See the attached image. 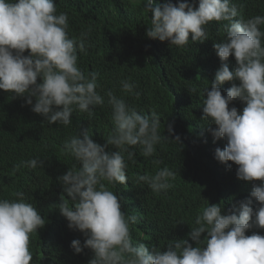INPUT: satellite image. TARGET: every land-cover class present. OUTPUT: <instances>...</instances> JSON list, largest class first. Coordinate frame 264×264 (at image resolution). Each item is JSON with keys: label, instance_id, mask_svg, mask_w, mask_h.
Segmentation results:
<instances>
[{"label": "clouds", "instance_id": "obj_1", "mask_svg": "<svg viewBox=\"0 0 264 264\" xmlns=\"http://www.w3.org/2000/svg\"><path fill=\"white\" fill-rule=\"evenodd\" d=\"M142 3L150 14L146 36L168 41L177 49L188 46L189 37L193 43L208 40L206 26L211 22H227L225 39L213 43L221 64L203 99L201 120L216 125L206 129L213 142L226 140L223 150L215 149L214 158L237 165V179L260 184L253 183L249 198L238 202V215L236 205L222 214L220 205L207 204L188 234L195 247L187 239L169 240L165 251L133 244L130 227L138 223V216L122 212L118 195L111 189L129 179L127 161L133 160L132 149L139 147L143 156L152 157L162 140L178 143L180 137H173L172 125H168V137L161 135L154 109L150 115L142 114L112 90L104 96L97 91L99 73L85 75L78 66L77 53H86L88 33L69 38L67 13H57L53 0H0V90L13 98L24 97L31 111L48 124L65 127L72 124L74 111L91 117L97 106L104 105L105 96L111 106L113 128L103 145L94 142L88 129L70 136L61 148L79 167L74 164L57 178L70 198L62 196L58 210L69 229L86 237L83 245L74 239L70 247L77 254L90 249L93 257L88 264H264V236L245 235L252 228L264 229V31L260 27L264 16L244 19L232 0H199L196 7L188 0ZM26 50L28 55H24ZM230 56L235 60L232 71L227 62ZM234 79L239 86L233 84L222 95L220 85ZM136 87L129 80L120 81L122 93L139 99ZM234 100L245 104L242 111L229 108ZM109 146L115 150L107 151ZM42 164L43 160L32 158L14 165L13 172ZM175 178L176 173L164 167L135 179L159 194L170 189ZM12 195L16 199L0 198V264H30V236L46 220L26 201L24 192ZM252 198L258 207L252 206ZM202 233H207L204 239Z\"/></svg>", "mask_w": 264, "mask_h": 264}, {"label": "trees", "instance_id": "obj_2", "mask_svg": "<svg viewBox=\"0 0 264 264\" xmlns=\"http://www.w3.org/2000/svg\"><path fill=\"white\" fill-rule=\"evenodd\" d=\"M57 13L68 16L69 38H80L88 33L86 53L78 52V66L87 75L90 71L99 73L97 91L104 96L112 90L118 97L150 115L155 110L160 118V132L168 137V125H172L173 137L178 143L163 141L156 146V154L145 157L139 147L132 149L134 157L127 161L125 185L117 184L111 190L118 195L121 211L126 215H137L138 223L131 225L133 244L145 243L165 251L169 240L187 239L193 247L189 233L194 227L195 217L207 204L222 207V214L238 202L249 198L252 184L237 179V165L228 161L220 163L214 158L216 148H223L226 140L213 142L207 128L216 125L201 120L203 99L211 90L220 60L213 43L225 39L224 24L211 22L206 26L209 39L177 49L168 41L150 39L146 29L150 26V14L143 9L142 0H53ZM162 4L167 0H154ZM173 4L177 0H171ZM183 2V0H180ZM194 7L199 0H188ZM244 19L264 16V0H232ZM264 31V25L260 26ZM24 55H28L26 50ZM229 70L235 68L234 57L228 58ZM129 80L136 84L139 99L122 93L120 81ZM39 83V78L37 80ZM238 80L220 85L222 95ZM192 89H196L192 92ZM35 98H33V104ZM245 104L234 100L229 108L242 111ZM32 105L24 97H14L0 90V198L16 199L12 194L25 193L31 203L46 220L37 233L30 236V250L33 258L30 264H88L93 257L90 249L74 253L71 241L79 239L83 245L86 237L78 230L68 228V221L61 215L58 205L63 193L57 178L78 162L65 156L62 145L70 136L90 129L94 142L101 145L112 132L111 106L105 103L97 106L94 114L74 111L72 124L62 126L48 124L44 117L31 111ZM173 137H169L172 139ZM82 138V136H80ZM107 151L115 149L109 146ZM32 158L43 160L40 168H21L13 172V166ZM127 159V158H126ZM159 160V164H154ZM231 165V167H228ZM168 167L176 173L166 192L153 193L147 185L136 182L137 175L154 174ZM253 199L252 206L258 207ZM253 233L264 236V229L252 228L245 235ZM207 233L201 234V239Z\"/></svg>", "mask_w": 264, "mask_h": 264}]
</instances>
